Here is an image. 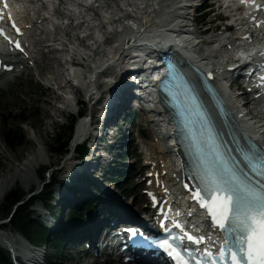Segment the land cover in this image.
<instances>
[{
    "label": "rangeland",
    "instance_id": "rangeland-1",
    "mask_svg": "<svg viewBox=\"0 0 264 264\" xmlns=\"http://www.w3.org/2000/svg\"><path fill=\"white\" fill-rule=\"evenodd\" d=\"M76 1L38 0V2L34 4L31 3L30 0H24V2L19 3V5L13 4L12 6L13 10L18 8L21 9L20 13L15 11L14 16L18 23L25 27L23 41L26 44V54L22 55L19 59L22 63L16 73L19 76L15 78L11 77L12 79L10 78L11 83L9 86L0 87V148L4 149L6 155L14 161L16 166H19L21 165V161L26 162L34 159L33 157L35 153H32L33 151L31 148V139L33 138L35 140L37 139L36 143H38L35 150H42V153L48 159V163L53 161V164L50 165V167L48 165V167H42L38 173L35 171L33 172L34 179L41 177V180L38 182L34 181L30 189L21 179H17V183L13 190H17V192L22 194L23 199L21 202L10 205L5 199L0 201V233L15 238L18 240V245L25 243L19 238L20 235L11 232L8 229L16 212L18 213L21 208H25L26 204L29 203L31 199L40 195L39 193L46 192L48 185L41 188L42 183L48 184L53 178H55L58 183H63L69 175L67 168L68 165L64 160L67 156L66 154L70 152L69 147L74 136V130L70 129L71 121L73 119V115L70 114V111L77 113V111L81 110L85 114V118H90L91 116V120L94 121L96 119L95 115L98 114V108H100V106L95 104L96 97L99 96V93L88 100L86 84L88 85L89 82L87 75L89 71L88 64L90 62L87 60L82 61V55H80V53H87L91 60L98 57L100 58V61H102L104 57L108 58V56H111L113 59L120 57L121 51L114 43V35L109 33L110 30L116 32V30L121 29L123 25L129 22V14L134 22L138 21L140 17L145 20L144 17L146 15H144V13L146 12L147 2L149 0H100L98 1L100 4L99 7H89V2H84L85 5H83V2H81L83 0ZM204 2L205 4L200 10L207 8L204 12L207 13V17H204L206 19H203V22H205L198 31L210 29V35L206 37L207 41L215 40V42L212 44L208 42L206 43V39H202L205 43L200 45L199 48L211 51L213 54L211 59L213 61L208 60L210 63L214 62L223 64L231 57L229 46L233 47L234 45L233 41L229 42L226 38L230 37L231 39H234L239 35H237V30L230 35L219 32L214 34L213 32L215 30L222 31V28L218 26V23L216 22L217 15L225 17L227 12L221 11L218 0H194L195 5H201ZM15 6H18V8H15ZM189 12L192 13L193 11L190 10ZM153 17H155V15ZM188 17L189 22L194 18L193 15H189ZM149 19H147L149 25H151L152 21H158L151 17H149ZM260 20L261 22H264L261 18ZM188 28L191 29V25H189ZM256 34H264V23L257 30ZM90 35L92 36L91 38L89 37ZM83 38L87 40L86 43L82 42ZM57 41H63L65 46H60L55 43ZM214 48H217V50H214ZM51 50L53 51L51 52ZM77 50H79V52H77ZM208 50L204 51L205 56L208 55ZM133 52L134 50H131L129 54L131 55ZM130 55L125 58L123 64L120 61L117 62L123 67L114 69L113 71L106 70L105 73L97 79L102 92L107 89V85L101 86V84L105 82H108L110 87H119L118 77H123V74L119 70L126 66V61L130 58ZM13 60L16 61L17 59L14 58ZM73 62L82 65V67H77L76 69L71 68ZM47 67L52 68L51 70L55 71L56 74L62 72L64 74L63 81H71V84L66 86V84L62 82V85H60L58 81L61 80L60 78L58 81L55 79L54 72L50 73L49 70L45 72ZM21 70L23 71L22 74L19 72ZM77 70H80L84 77L82 82L84 84H82L83 87H81V90L76 86L78 85L77 82H79V80L72 78L71 71L73 72ZM225 83L229 84L227 82ZM78 89L82 92L81 95L76 93ZM114 91L116 92V89H114ZM241 93L242 91L240 89L235 91L236 95L241 96ZM66 95L72 97V108L64 110L63 108H65L66 105ZM251 97L252 96H242L239 103H245ZM21 99H25L27 103L19 106L18 101L20 102ZM49 99L53 100V107L46 104ZM77 99L80 100L79 108L75 107ZM36 101L39 102L42 110L47 111V114L44 117V140L42 141L39 140L37 136V130L31 128L28 123V120L34 118L36 122L34 127L36 128L37 122L40 120L39 115L35 113L33 110L34 108H32ZM81 102H85V105L81 104ZM11 104L14 105V108L9 110L6 105ZM138 112L139 118L135 120L134 126L130 131L132 133V143L125 146L122 150L118 149V151L119 154L122 152L124 158L127 154L136 155V157L131 159L132 161L126 162L128 165H131L135 174L131 177L128 174V176L122 181V184L128 187L127 192L130 194L128 202L131 203L134 199H137L138 202L136 201L137 203L132 204L131 206L134 210H138V212L141 213L142 210L148 207V199L144 193L147 190L148 183L143 180L146 171L159 169L165 178H169L175 175L173 172L175 167L171 161L172 157L167 154L165 144L163 142H157V139H159L157 132L159 133L160 131H158L159 127L152 122V119H154L153 116L149 114V112L141 109H139ZM253 112L255 114L258 113L257 107ZM99 117L102 116L99 115ZM6 121H8L7 125ZM251 121L254 122V119H251ZM107 123L108 132L111 131L116 135L117 130L115 127L117 126L119 133L115 139L119 140L120 143H126L127 140H124L123 138L125 132H121L122 126L120 124V117L117 116L112 121L109 120ZM123 124L124 129H126L127 125L125 123ZM7 129H11L23 135L24 141L21 146L12 149L7 145L4 139V133ZM58 134H60L65 141L69 139V146L62 152L56 150L57 143L55 142V139ZM103 134V131L94 132V140L98 139V137H101ZM22 147L28 148V150L25 151L26 158H23L22 156L17 160L14 156L16 152H18V149ZM114 154V157H116L117 152ZM138 159H140L139 162H137ZM108 161L109 160H107V162ZM121 165L123 166L121 162L119 163L116 161L115 164L109 167L108 172L110 168L113 167H115V171L120 172L122 170ZM63 166H66V172H58V169ZM127 168L130 169L129 167ZM104 170L105 172L107 171L106 166L104 167ZM5 172H0V181ZM125 172H127V170ZM111 178L114 179V177ZM105 184L112 190L111 193L113 195H101L102 199H100V203H108L109 205L115 204L116 200L108 202L111 198L119 201L125 200L120 195L121 191L115 186L116 183L105 181ZM58 185L53 188L54 191L59 188ZM66 190L68 189H64V192ZM162 190L163 188L158 185H155L152 188V191L156 192H161ZM174 191L175 193L177 192L176 187ZM90 193L95 194V190L89 191L88 195H91ZM99 197L100 196L98 195L97 199H99ZM103 197H105V199H103ZM52 204L56 206L57 210L61 209V207H58L59 202L56 199L53 200ZM42 206L44 205L41 202H37L27 211V213H31V216L35 218L37 222L43 223L45 226L42 221V216L36 212V210H42ZM73 209H75V207H73ZM139 220L142 222L141 218H139ZM67 223H69L68 219ZM69 226L70 225H67V227ZM77 232V228H69L65 231V233H71L73 235ZM59 235L60 234L58 233L54 235L50 233V239L53 240ZM2 244L3 243L0 241V246L4 248ZM73 245L74 246L70 249H67L66 246L63 247V252L58 256L64 264H109L107 260L108 257H104L102 254L97 255L94 250L87 251V242L84 243V241H80ZM29 248L31 253L33 255H38L43 263L44 260L47 262L50 255L53 253L52 248L48 246L41 247L40 249L35 247ZM30 251L27 252L24 249L21 250V253L24 254L28 261L33 260L29 258L31 256ZM114 262L115 260H112L110 263Z\"/></svg>",
    "mask_w": 264,
    "mask_h": 264
},
{
    "label": "bare ground",
    "instance_id": "bare-ground-1",
    "mask_svg": "<svg viewBox=\"0 0 264 264\" xmlns=\"http://www.w3.org/2000/svg\"><path fill=\"white\" fill-rule=\"evenodd\" d=\"M192 0H149L147 2V9L146 12L149 8H153V13L152 14H147L144 17L145 18V24H144V28H145V32H144V36L143 38H139L137 36H129V35H123L120 37V41L123 44V52H120V57H118V59H113V62H115V65L113 66V63L109 64V60L110 58L104 57L102 61L99 62L98 66H95V68L91 71H88V79L90 82H92L87 88H86V92L87 95L90 96H94L97 93L101 92L99 83L97 81V79L102 76L105 71H113L114 69L117 68H121L123 66H121V64H118L117 62L120 61L122 64L125 60V58H127L129 56V51H127V49H131L133 48L134 42H139L140 40H147L148 42H152L155 41L157 43V45H161L162 48H166V47H170V49H174L177 46L176 40L174 39L175 37H177L178 35L176 34L175 29V23L177 21L179 22H185L188 21V16L190 15V12L188 9V6L191 3ZM257 5V1H255L254 3L252 2V0H248L247 2V13H251L252 10L256 7ZM12 10V9H11ZM155 15V17H153ZM149 17L153 18L154 20H158V23L161 25H154V27H159V36L157 37H153L151 35L152 30H150V25L148 23ZM258 17H261V19L264 21V12L260 11V15ZM257 21V20H256ZM150 22V19H149ZM154 21L151 22V24ZM86 23V22H85ZM183 33H187V32H183ZM90 38L92 37L91 35L89 36ZM88 38V37H87ZM86 39H82L83 43H86ZM182 46H186L187 48H190L191 43L190 41H186L184 39H180L178 41ZM127 47V48H126ZM53 50H51L52 52ZM183 51V50H182ZM77 52H79V50H77ZM80 55H82L83 57L87 56V53H80ZM178 58H183V57H179ZM180 59H178V61L180 62ZM155 64L154 61H150L147 65V68H151L152 65ZM16 68V72L18 68H20V64H17L16 62H8L6 57L3 58V66H14ZM132 65H128L127 68H131ZM126 66H124L123 69H125ZM52 68L47 67L46 71H50L54 72L55 75V79L58 81V79L60 78L61 81H58V83L60 85H62V82H64L67 85L71 84V81H63V77L64 74L62 72H58L56 74L55 71L51 70ZM123 69H120L119 71L122 73ZM20 72V71H19ZM130 72H127L126 75H129ZM17 75L13 76V78L17 77ZM83 76V73L80 70H77L74 72V78L78 79L79 81L81 80ZM124 77H118V82H119V87H110L107 86V90L103 93V95L100 97L99 101L96 103L97 106H101L102 108V113L104 115L105 118L111 119L116 117L118 114H120L121 112H123L131 103H132V96L134 94V90L133 88H131V86L128 84L127 79L124 81L123 80ZM8 79V80H6ZM12 79V78H11ZM11 79L10 78H6V73L1 74L0 73V87L2 86H9L11 83ZM86 80V79H85ZM62 87V86H61ZM114 89H116V92L114 91ZM77 94H82V92L78 89L76 91ZM108 93L107 98H104V94ZM114 93V96H113ZM245 95H247V92L245 93ZM26 104V100L25 99H21L20 102L18 101V105L22 106L23 104ZM80 103V100H79ZM47 105L53 107L54 102L52 99H49L46 102ZM251 101H248V103L246 104V106L250 109L249 112H251V114H253V111L251 109ZM6 107L10 110L14 108V105H6ZM19 108V107H18ZM34 108V112L37 113L39 115V122H37V127L35 128V119L31 118L30 120H28L29 126L33 129L37 130V136L39 138V140H44V134H43V128H44V117L47 114L46 110H42L40 107V104L38 101H36L33 104ZM93 113V112H92ZM235 125V129H238V124L234 122ZM107 126H105V131L104 133L106 134L103 138V146L105 147V151L106 153L110 156V157H114L115 156V146H114V141H115V135L113 134V132H108L107 130ZM232 133L231 128L227 127V132L229 131ZM260 131L264 132V126L260 127ZM108 132V133H107ZM84 128L83 127H79L77 129V131L75 132L73 139H72V144L74 145V143H78L83 137H84ZM158 140V139H157ZM37 139H31V148H32V153H35L34 155V159L28 160L26 162H22L21 161V165L16 166L14 161L11 160L7 155L6 152L4 151L3 148H0V172H5L2 180L0 181V201L5 199L6 196L13 190V188L15 187V184L17 183V179H21L22 182L29 187V189L31 188L32 184L35 182H38L41 180V177H37L36 179H34V175L33 172L35 171L36 173H38L42 167H50V165L53 164V161H50L48 163V159L47 157L42 153L43 151H36V146H38ZM158 142H160V138L158 140ZM96 149L97 151L100 150L99 148V143L98 141L96 142ZM75 147V146H74ZM77 148V147H76ZM75 148V150H76ZM28 148L27 147H22L20 149H18V152H16L14 158L19 160L22 156L23 158L25 157V151H27ZM75 152V151H74ZM169 156V155H168ZM103 157L102 156H98L97 154H93L91 156V164L94 165L96 167V169L99 170L100 175H104L105 174V170L103 167H101V162L103 161ZM70 161V160H69ZM68 160L66 161L68 167H69V162ZM140 159H138L137 162H139ZM18 167H19V171H18ZM73 166H71L72 168ZM66 166H63L62 168L58 169V172H66L65 171ZM80 170L79 166H76L72 172V174L68 175L66 177V179L64 180L63 183H58L57 185L59 186V188L54 191L53 190V197L54 199H56L59 204L58 207H61V209L57 210V208H47V209H42L41 211L39 210V212L42 215H50V218L48 219V224L50 226L51 232L52 234H57L59 231H61L62 229L67 227V219H69L70 214L73 211H77L76 209H73V207H77L79 208V206L83 205V206H88L90 203H92L94 201L93 198H91V196H94L96 198L95 195H88V192L91 190H96L99 191L100 188L104 189V192L106 193V195H113L111 193V189L109 188H105L103 185H101L100 180L97 177H85L81 175H78V172ZM33 178V179H32ZM173 181V187L175 190V187L178 190V187L175 185V181ZM83 182H87V183H83ZM96 182V183H94ZM40 185V183H39ZM56 185V186H57ZM64 189H68L66 190L67 194L64 193ZM105 195V196H106ZM110 198V197H109ZM115 204H117V207H110L108 206V203H103L101 205H99L100 208L104 207L101 209V211L99 213L95 212L93 214V217H95L96 219L100 220V223H90V232H88L87 234H85L84 236L87 235H98L99 237H102L103 235V231L100 232L103 228L105 227H110L108 226V222L112 219L117 220L119 222V224H125V223H131V220L135 221L138 220V212L136 210L133 209V207L131 206L132 204L137 203V199L133 200L131 203L128 202L129 199H125L124 201H119L117 199H109L110 202L115 201ZM119 201V203H118ZM137 201V202H136ZM186 201L185 197H182V202ZM88 210H85L84 212V217L87 215ZM68 217V218H67ZM135 218V219H134ZM80 224L77 225V228H79ZM101 227L100 230L98 229V227ZM100 232V233H99ZM1 234V233H0ZM83 236V237H84ZM0 241L8 248V249H13L14 251L16 250L17 252H20L22 249H27V252L30 251V248L24 244H21L20 246H18V240H16L15 238H12L6 234H1L0 235ZM92 250H95V248L93 247ZM31 252V251H30ZM106 256H108L107 260L109 262V264H134L132 262L130 263H125L124 262V258H120L118 257L114 263H110L112 261V257L110 254H107ZM36 260V264H41L39 260L37 259H33ZM97 264V263H95Z\"/></svg>",
    "mask_w": 264,
    "mask_h": 264
},
{
    "label": "snow or ice",
    "instance_id": "snow-or-ice-1",
    "mask_svg": "<svg viewBox=\"0 0 264 264\" xmlns=\"http://www.w3.org/2000/svg\"><path fill=\"white\" fill-rule=\"evenodd\" d=\"M247 2L248 0H241V3ZM259 7L261 6L257 5ZM8 8L7 0H3V9ZM4 20V11L0 10V22ZM8 20L10 26L19 33L20 29L10 12ZM0 35L8 38L2 27ZM16 46L20 48L18 42ZM261 80L264 81V77ZM259 159L264 165V156ZM200 180L203 187L192 191V196L225 235L219 250L221 264H264V184L259 187L247 184L226 167L202 176ZM186 235L195 244L204 241L203 236L197 238L191 234ZM161 246L170 250L180 264H188L169 241L165 240ZM206 255L212 257L210 252Z\"/></svg>",
    "mask_w": 264,
    "mask_h": 264
},
{
    "label": "trees",
    "instance_id": "trees-1",
    "mask_svg": "<svg viewBox=\"0 0 264 264\" xmlns=\"http://www.w3.org/2000/svg\"><path fill=\"white\" fill-rule=\"evenodd\" d=\"M85 105V102H81ZM83 114V113H82ZM76 122V118L73 117L70 125V129L73 130L74 125ZM8 121H6L7 125ZM4 139L7 143V145L12 148L16 149L17 147L21 146L24 141V137L22 134L13 131L11 129H7L4 133ZM69 140V139H68ZM68 140H63L60 134L55 139V142L57 143L56 150L59 152L65 151V148L69 146ZM70 148V147H69ZM77 151L81 152L82 154L85 153L86 149L85 147H78ZM118 176L119 179H114L113 182L116 183V186L120 189L123 193L127 192V186L121 184V181H123L126 178V175L122 174H115ZM58 184L57 180L55 178L52 179L51 185H48L46 188V192L42 193L40 196L31 199L29 203L26 204L25 208H19L16 212L15 217L12 219L10 225L8 226V229L11 232H14L23 238L26 239L31 245H44L51 247L53 250V253L50 255L49 259L47 260L46 264H64L62 260L58 257L64 250L63 247L67 246L68 238L67 233L63 232L53 240L50 239V231L47 229L43 223L37 222L35 218L31 216V213H27V211L37 202H41L44 206H49L50 208H54V205L52 204L53 200L52 194H53V188ZM22 194L20 192H17V190H12L5 198L7 202H9L10 205L19 203L22 201ZM89 207L91 209L94 208V204L90 203ZM88 208V207H87ZM96 208V207H95ZM78 217H82V214L77 211H73L70 214V217L68 219L69 223H74L75 219ZM86 221V219H85ZM68 223V224H69ZM0 264H14L11 254L8 250L0 246Z\"/></svg>",
    "mask_w": 264,
    "mask_h": 264
}]
</instances>
